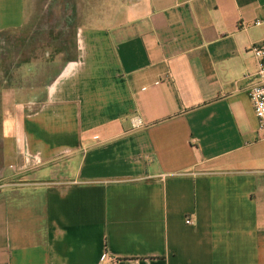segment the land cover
Segmentation results:
<instances>
[{"label": "crops", "instance_id": "0c3cea01", "mask_svg": "<svg viewBox=\"0 0 264 264\" xmlns=\"http://www.w3.org/2000/svg\"><path fill=\"white\" fill-rule=\"evenodd\" d=\"M74 9L72 55L1 86L0 264H264V0Z\"/></svg>", "mask_w": 264, "mask_h": 264}, {"label": "rangeland", "instance_id": "374dc122", "mask_svg": "<svg viewBox=\"0 0 264 264\" xmlns=\"http://www.w3.org/2000/svg\"><path fill=\"white\" fill-rule=\"evenodd\" d=\"M74 3L75 0H31L22 26L0 32V100L1 86L8 82L9 75L19 84L25 82L31 62L37 63L39 71L40 63L49 62L54 72L58 64L52 63L72 55ZM33 80L40 78L37 75ZM11 178L19 179L18 175Z\"/></svg>", "mask_w": 264, "mask_h": 264}, {"label": "built area", "instance_id": "2783aa9c", "mask_svg": "<svg viewBox=\"0 0 264 264\" xmlns=\"http://www.w3.org/2000/svg\"><path fill=\"white\" fill-rule=\"evenodd\" d=\"M248 50L255 59L256 69L247 88V97L256 118L257 134L264 139V37L251 43ZM133 124L136 127L140 125V121L137 119ZM100 258L103 261L109 259L105 253Z\"/></svg>", "mask_w": 264, "mask_h": 264}]
</instances>
